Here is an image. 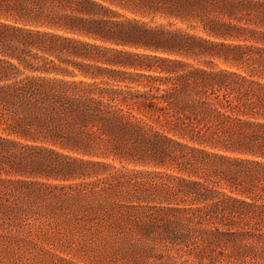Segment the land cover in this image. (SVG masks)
Returning a JSON list of instances; mask_svg holds the SVG:
<instances>
[{
  "label": "trees",
  "instance_id": "16d2710c",
  "mask_svg": "<svg viewBox=\"0 0 264 264\" xmlns=\"http://www.w3.org/2000/svg\"><path fill=\"white\" fill-rule=\"evenodd\" d=\"M139 263L264 264V0H0V264Z\"/></svg>",
  "mask_w": 264,
  "mask_h": 264
},
{
  "label": "rangeland",
  "instance_id": "374dc122",
  "mask_svg": "<svg viewBox=\"0 0 264 264\" xmlns=\"http://www.w3.org/2000/svg\"><path fill=\"white\" fill-rule=\"evenodd\" d=\"M177 257V256H176ZM186 260V258H183V259H180V261L179 262H183V261H185ZM140 264V263H139Z\"/></svg>",
  "mask_w": 264,
  "mask_h": 264
}]
</instances>
